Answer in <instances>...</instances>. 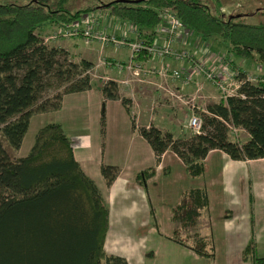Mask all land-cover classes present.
Returning <instances> with one entry per match:
<instances>
[{
  "label": "trees",
  "instance_id": "obj_1",
  "mask_svg": "<svg viewBox=\"0 0 264 264\" xmlns=\"http://www.w3.org/2000/svg\"><path fill=\"white\" fill-rule=\"evenodd\" d=\"M67 2L0 3V264H130L126 256L105 248L111 225L109 202L77 159L73 139L63 123L49 121L41 126L27 155L12 156L5 145L6 140L14 148L21 147L35 111L62 106V99L41 101L47 91L62 84L65 93L93 85L89 74L92 61L84 58L64 67L60 60L64 50L47 44L38 33L45 22L68 25L88 10L72 12ZM109 6L118 18L140 28L158 27L163 12L175 8L184 26L205 38L219 35L237 53L264 63V22L222 20L202 0H112ZM145 36L139 34L138 39L152 43ZM150 56L141 52L137 57ZM107 82L101 87L103 124L107 99H121L132 111L128 99L119 95L117 82ZM132 123L136 128L133 118ZM230 125L245 129L248 137L230 138ZM140 133L158 157L168 149L175 151L193 177L204 174L205 158L214 148L233 159L263 158L264 75L256 81L245 78L236 93L208 102L200 133L176 136L152 123L141 127ZM101 170L108 184L118 175L114 164H102ZM155 174L156 167L150 165L139 170L135 180L146 187ZM210 202L205 187L190 186L172 207V219L196 226ZM173 234L174 241L186 245L178 228ZM208 247L205 236L192 245L197 254L212 257ZM243 254L252 264H264L254 234Z\"/></svg>",
  "mask_w": 264,
  "mask_h": 264
},
{
  "label": "rangeland",
  "instance_id": "obj_2",
  "mask_svg": "<svg viewBox=\"0 0 264 264\" xmlns=\"http://www.w3.org/2000/svg\"><path fill=\"white\" fill-rule=\"evenodd\" d=\"M29 1L31 0H0V3H26ZM48 1L54 3L56 0ZM111 1L68 0L67 8L70 11L75 12L85 8H88V10L83 11L80 17L68 25L51 21L45 22L39 27L38 33L46 38L52 34L51 32L54 29H69L72 27L88 28L103 34L111 33L109 29L122 33L121 26H124L125 23H121L119 20H123L130 24L127 34H114L126 39L128 43L142 40L138 39L139 31L147 28H140L128 20L118 18L109 6ZM202 1L208 5L213 14L222 20L233 19L250 23L264 22V0ZM168 11L175 13V8H169ZM164 20L168 26V19L164 17ZM180 28L184 30L183 25H180ZM186 28L193 34L191 43L193 45L195 43L202 44L200 51H206L205 56H209V61L201 58L206 68L214 72L216 77L221 78L223 82L222 70L223 72L224 69L228 70L229 76L224 82L226 90L214 83L220 90L221 95L236 93L245 78L256 81L264 75V63L237 53L228 40L216 34L205 38L191 28ZM197 39H199V42H197ZM45 41L49 45L64 50V53L60 55L64 67L68 66L71 61L80 62L84 58L91 59L90 61L94 64V67L89 70L94 86V93L91 96L93 100H86V94L82 91L65 93V85L63 84L47 91L41 101L47 99L49 102H55L62 99V106L56 110L35 111L20 148L12 147L5 140L9 153L12 156L27 155L34 144L37 130L49 121H59L63 123L71 135L79 154L87 155V147L90 146L91 148V151L89 150V167L93 169V177L96 176L95 169L99 172L94 179L102 189L111 209V227L108 234L109 250L115 249L117 237L124 235V247L134 252V254H138L136 260H133L134 264H252L251 259H244L243 248L236 247V244L242 245L248 241L251 232L246 227H248L249 222L251 225L253 224L251 220L253 214H250L248 210L252 212L255 206L248 208V210L246 208L244 212L245 205L242 202L229 210L227 196L223 193L224 185L218 184L224 181L223 177L218 180V183L214 180L211 182L209 177L204 174L193 177L189 173L184 160L175 151L168 149L158 157L150 143L140 133L141 127L152 123L160 128L163 127L162 129L165 131L170 130L173 127L172 125H176V136H191L197 132L190 127L189 120L195 114L200 115L203 120V112L208 102L205 105L201 103L200 108L189 104L187 109L184 110H181L178 105L169 106L164 104L167 108L165 112L155 111L153 104L135 105L132 99L133 86L130 84L140 81L135 78L137 75H134L131 70L129 72L124 70L122 74L129 81L121 83V85L116 81L118 93L128 99L132 111L127 112L125 109L113 112L110 122L103 124L102 104L96 102L99 99L98 87L101 88L111 79L106 76H115L113 74L115 71L107 70L104 67V61L108 59L105 58L107 56L104 53L100 52L105 47L103 45L106 42L83 36L73 39ZM112 44H109L111 46H108L106 50L115 56L125 55V50L128 54L131 48L129 44ZM89 48L95 49V53L86 54ZM211 54H214V57H211ZM168 56H171V54L159 57L165 59ZM110 61L116 62L115 60ZM214 63L217 67H214ZM238 65L249 69L245 77L241 76V73L246 71H243ZM159 67V63L146 62L143 64L138 77L155 78L158 74L164 77H168L169 74L173 75V70H161ZM220 72L222 76H219ZM170 78L168 82L172 81ZM152 81L154 83V79H151V84H153ZM152 91L154 92L155 88ZM163 93L167 94L165 91ZM58 94H61V96ZM168 109H177L179 119L174 122L168 120ZM132 118L137 126L135 129L133 128ZM247 136V131L241 127H238L235 132H232L231 129L229 131V137L232 139L243 140ZM214 163L215 158L213 157L207 165L213 167ZM102 164L117 166L118 175L111 184L107 183L105 177V180H102ZM150 165L156 167V175L148 180L146 187H142L135 180V175L139 170ZM233 183L231 187L238 185L237 180H234ZM190 186H204L209 189L211 198L213 195L211 204L203 211L196 226L185 225L182 221L172 219V207L181 199L182 191ZM218 191L222 192V197H220ZM253 194L257 195L254 192ZM233 197L238 198L239 195L235 194ZM176 228L180 230V236L184 237L186 245H181L172 239L173 231ZM256 235L261 241L257 244L258 253L264 255V228L258 229ZM200 236L207 238L208 250L214 253L212 257L199 255V258L192 248V245ZM138 260L140 261L138 262ZM103 262L105 263V260Z\"/></svg>",
  "mask_w": 264,
  "mask_h": 264
},
{
  "label": "crops",
  "instance_id": "obj_3",
  "mask_svg": "<svg viewBox=\"0 0 264 264\" xmlns=\"http://www.w3.org/2000/svg\"><path fill=\"white\" fill-rule=\"evenodd\" d=\"M119 21H121V23H125L124 26H121V31L123 30L122 33L116 32L115 30L113 31L111 29L109 30L111 33H117L118 35H126L130 24H128V22H124L123 20H119ZM106 22H105V25H106ZM167 27H168L167 23L163 19V23L159 25L158 27L147 28L144 30H140L139 32L140 34L142 33L141 34L142 37L143 35L149 36L150 39H152V43H155L158 45H166L168 42V37H169V34L167 33ZM192 36L193 34L190 32V30H187L185 26H184V30H182V28H179L178 33L172 42V46L177 51L189 52L193 58H196L198 60H201V58H204V60L209 61L210 60L209 56H205L206 51L205 52L200 51V47L202 48V44L195 43V45H193L191 43ZM197 40H198L197 42H199V39ZM109 44H112V43H109ZM109 44L105 43L103 45V47L104 46L105 47L102 48L100 52L104 53V55L107 56L105 57L106 59L122 62L123 64L127 66L128 63H126V61L127 62L129 61V57L131 54V48L128 54H127V51L125 50V55L115 56L107 52L106 50L107 47L111 46ZM92 53H95V49L89 48L88 52L86 51V54H92ZM123 54H124V51H123ZM159 56H157V54H151L150 58L144 59V62L148 63L150 61L154 64L159 63L160 64L159 68L161 70H164L165 67H168L169 70L181 69L186 72H191V61L188 58H177L176 56L171 55L163 59V58H160ZM85 57L87 58V55ZM211 57H214V54H211ZM238 66L241 67L243 71H246L245 74L249 72V69L243 68L241 65H238ZM104 67L107 70L115 71L113 73L115 76L108 75L106 77L114 79L115 81H118L119 85H121V83H126L129 81V79L125 78L122 74L124 70L128 72L131 70V72L134 75H137L135 76V78L138 79L140 82H137V83L132 82V84H130L133 86V93H132L133 103L138 106L144 103L153 104V108L155 109V111L160 110V111L165 112L167 108H165L164 104L169 105V106L178 105L181 110L187 109V106L189 104H192L193 106H196L197 108H200L201 103L205 105L206 102L219 101L221 98H225V95L223 94H222L223 96L221 95V92L218 89V87L215 86V84L212 81L207 80L204 76H201L202 74H195L193 77L194 81L187 83L183 79L173 77V75H170V74L168 77H164L160 74L156 75L155 78H149V77H143V76L138 77L140 76L141 72H140V69H136L135 67L134 68L123 67L122 69L118 68L117 66L113 69H109L108 66L106 65H104ZM214 67H217L215 63H214ZM219 76H222L221 72ZM169 77H171L170 78L172 80L171 82H168ZM226 77L227 76L224 75V78ZM151 79H154V83L152 81L154 86H152L153 84L150 83ZM162 87H165V88H162ZM98 88H99V91H98L99 99L96 102L98 104L99 103L102 104L104 101V95H103L101 88L100 87ZM153 88H155L154 92L152 91ZM163 90L167 93L166 95L163 93L164 92ZM82 92L86 94V100H89V101L93 100L91 97L92 94L94 93L93 85L90 89L83 90ZM105 104H106V107H105L106 124L110 122L113 116V112H118V111H122L125 109L127 112H129L121 99H107ZM154 105H156L157 107L156 106L154 107ZM167 113L169 115L168 120L170 119L172 122H174L179 119L177 116V109H168ZM172 126L173 127H171L170 131L175 132L177 129V126L176 125H172ZM87 149H88L87 155L86 154L81 155V153L79 154L76 148H75V153H76L77 159L81 163L86 173L89 174L92 178H94V177H97V174L99 172L95 169L96 176L93 177V169L89 167V163H88L89 150L91 149L90 146H88ZM18 156L20 155H17L15 157H18ZM213 157L215 158V163L213 167H209L207 163ZM205 162H206L205 164L206 169H205L204 175L206 177H209V180H211V182L212 180H214V181H217L218 183V180H220V178L223 177L224 181L218 184L224 185L223 193L227 196V200H228L227 207L229 210L238 206V204L240 205L242 202L245 205L244 212L246 211V208L248 210V208H251V207L253 208L255 206L252 212L251 210H248L250 214H253L252 219L251 218L250 219L253 221L252 223L254 224V225L253 224L251 225V223L249 222L248 227H246V228H249L251 232V234H249L248 241L254 234L257 244L258 242H261L258 239V236L256 235V233L258 232V229L260 230L264 228V157L259 158V159H246V160L233 159L225 151L218 149V148H214V149H211L209 153L207 154L205 158ZM99 179H101V177H99ZM102 180L103 181L105 180L104 175H103ZM234 180H237L238 185L236 187H231L234 184L233 183ZM206 189L208 190V193H210L209 189L208 188ZM218 192L220 193V197H222L223 196L222 192L221 191H218ZM253 192L257 195H254ZM210 194H209L210 200L212 201L213 195L211 198ZM235 194H238L239 197L238 198L233 197V195ZM110 222H111V209H110ZM108 234H109V231H108ZM108 234H107V238L105 242L106 250L110 252L122 254L128 258L130 264H134L133 260H136V257L138 256V254H134V252H132L131 250H127L124 247L125 242L123 238L125 236L122 235V236L117 237L115 249L109 250L110 245L108 243ZM248 241L242 245L236 244V247L244 248L245 245L248 243ZM227 247L229 248V245ZM197 255L200 258L201 255L200 256L199 254ZM139 261L140 260H138V262Z\"/></svg>",
  "mask_w": 264,
  "mask_h": 264
},
{
  "label": "built area",
  "instance_id": "obj_4",
  "mask_svg": "<svg viewBox=\"0 0 264 264\" xmlns=\"http://www.w3.org/2000/svg\"><path fill=\"white\" fill-rule=\"evenodd\" d=\"M164 12L165 14L163 15V18L166 17L168 19L167 33L169 34L168 42L166 45H158L155 43H145L142 40L128 43L126 39L121 38L114 33L103 34L98 31H93L88 28L84 29L81 27H72L69 29H61V28L54 29L51 32L52 34L44 38V40L57 41V40H62V39H73V38H78L80 36H83L86 38L92 37V38L101 40L103 42H106V43L110 42L116 45L129 44L131 46V54L129 57V61L126 62L128 63L127 66L123 64L122 62H118V61L113 62L110 60H105L104 63L106 66H108L109 69H113L117 66L120 69H122L123 67H128V68L135 67L136 69L141 70L143 68V64L146 63L144 62V59L137 58V55L141 52H145L146 54H157L160 56L171 54V55L176 56L177 58H188L191 61V72H186L181 69H174L173 70L174 77L181 78L185 82L189 83L193 80V77L195 74H202L203 76L211 80L213 83H216L217 85H219L223 90H226V86L224 82H225V79L228 77L224 78V75L229 76L228 70L224 69V72L222 70L223 78H224V82H223L221 78L216 77V74L214 72L206 68L202 60L193 58L192 55L187 51H177L176 49L173 48L172 42L178 33L180 25H183V24H181L180 20L178 19L175 13H170V11L168 10ZM45 42L47 43V41ZM164 69L166 71L169 70L168 67H165ZM229 94L231 93H228V94L226 93L225 96ZM189 125L195 132L200 133L202 131V125H203L202 117L198 114L192 115L189 120ZM230 129L232 130V132H235L238 130V127L235 125H230Z\"/></svg>",
  "mask_w": 264,
  "mask_h": 264
}]
</instances>
